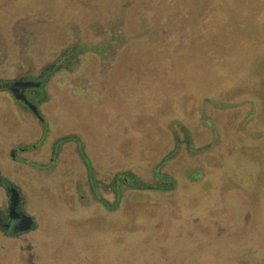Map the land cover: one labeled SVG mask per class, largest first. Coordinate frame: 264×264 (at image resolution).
<instances>
[{"label":"rangeland","instance_id":"374dc122","mask_svg":"<svg viewBox=\"0 0 264 264\" xmlns=\"http://www.w3.org/2000/svg\"><path fill=\"white\" fill-rule=\"evenodd\" d=\"M16 3L0 0L15 13L0 30L1 55L26 48L14 74L37 76L69 44L87 47L71 70L60 68L65 94L50 86L62 95L51 123L57 135L77 134L94 179L109 186L93 193L78 147L64 145L56 173L39 176L44 188L31 195L50 236L38 264H264V138L245 142L251 126L264 127V0ZM10 113L0 109V121ZM171 153L161 174L173 192L148 188ZM125 173L143 186L115 192ZM234 187L244 202L230 199Z\"/></svg>","mask_w":264,"mask_h":264},{"label":"flooded vegetation","instance_id":"af4514ba","mask_svg":"<svg viewBox=\"0 0 264 264\" xmlns=\"http://www.w3.org/2000/svg\"><path fill=\"white\" fill-rule=\"evenodd\" d=\"M12 1L17 2V6L20 1H23L22 4H26V0H4V6ZM6 12L7 14H5ZM14 14V12L8 13V10L2 9L0 6L1 32L3 29L9 28L12 22L11 16ZM72 45L69 44L63 48V58L59 59L58 65L54 66L53 63L43 67L44 63H42L41 67L43 68L37 76L22 72V70L21 73L14 74L11 70L13 66H19L17 65L18 59L26 53V48L22 45H7V51L3 55L0 53V109L7 108L11 112L10 123L7 119L0 121V262L11 257L19 259L22 264H38L41 254L49 253L46 251L44 242L50 236L45 234L41 213L30 205L31 195L36 192L40 193L44 188L40 186V182L43 183V180L39 176L49 177L56 173L55 171L62 161L61 154L64 145L73 144L78 147L77 150L83 159L82 165L90 172L89 185L93 193L97 188L100 189L98 186L109 188L105 183L99 185V181L94 179L93 165L89 155L82 147L83 144L79 143L77 134L73 132L64 135L53 133L54 125L51 120L62 113V108L59 107L52 111V103L56 99L54 96H57L58 101L62 96L60 92L65 94L67 90L65 82H60V74H62L60 68L71 70L72 66L77 64L78 55L87 51L85 45L79 46L78 43ZM15 59L17 61L13 63ZM21 68L24 69L22 66ZM50 86L60 92L52 96L54 92L50 91ZM69 94L66 95L67 98L70 97ZM71 96L73 100L80 99L79 95ZM255 119V112H250L246 117V122L248 125H252L256 122ZM251 127L253 128H249V130L256 129V131L252 134L247 132V134L254 137L248 141L245 140L250 145L264 138L263 126L260 128ZM206 146L208 144L199 147V151H194L195 148L189 146L188 153L192 154L189 156L205 152L210 145ZM172 156H174L173 153L163 157L155 169L153 185H148V188H163L161 192H173V187L169 188L166 185L169 184L167 180L170 179L161 174V168L170 162ZM4 158L15 164L12 167L6 166L3 164ZM218 172L222 175L221 169ZM190 178L193 176L191 175ZM219 179L220 175L215 178L214 189L221 185V179ZM189 181L196 184L194 179H189ZM142 184V180L135 175L125 173L117 175L111 182V187L115 192H119L121 188H135ZM236 189L234 187L229 192L230 199L236 203L240 202L236 197V195H240L241 202H244L246 197ZM107 202L109 201L105 198L100 199L105 210H108ZM205 205L209 206V204ZM82 214L88 215V210H83ZM56 253H63V251ZM68 253L71 251L68 250Z\"/></svg>","mask_w":264,"mask_h":264}]
</instances>
